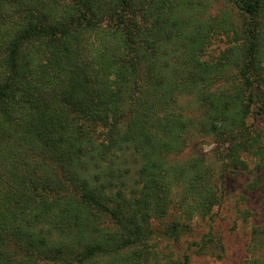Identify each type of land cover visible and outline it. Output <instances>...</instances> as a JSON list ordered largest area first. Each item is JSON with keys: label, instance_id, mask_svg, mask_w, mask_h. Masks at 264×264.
I'll return each instance as SVG.
<instances>
[{"label": "trees", "instance_id": "1", "mask_svg": "<svg viewBox=\"0 0 264 264\" xmlns=\"http://www.w3.org/2000/svg\"><path fill=\"white\" fill-rule=\"evenodd\" d=\"M263 117L264 0H0V264H191L160 243L224 177L178 156L207 135L264 171ZM247 250L264 264V228Z\"/></svg>", "mask_w": 264, "mask_h": 264}, {"label": "rangeland", "instance_id": "2", "mask_svg": "<svg viewBox=\"0 0 264 264\" xmlns=\"http://www.w3.org/2000/svg\"><path fill=\"white\" fill-rule=\"evenodd\" d=\"M219 6L215 4L213 11L217 12ZM219 41L212 46L210 53H218L223 46ZM253 127L264 133V117L259 118ZM196 140L197 142L190 144L178 158L185 159L192 153H201L207 160H212L216 172H223L222 200L213 208L210 216L205 219L199 217L191 219L190 231L184 234L179 242H161L160 247L166 252L171 250L174 257L180 256L183 252L189 253L191 264H250L251 256L247 249L251 229L253 226L264 228V171L255 168V161L249 157L246 158L247 169L227 165V169L223 171L225 160L220 150H216L213 138L200 135ZM255 179L260 182V187L250 188L249 184ZM208 231L213 233L215 242L223 245L224 252L221 257L210 253H195L194 246L188 249L191 243L199 241ZM215 249L219 251L217 247ZM258 254L264 259V251Z\"/></svg>", "mask_w": 264, "mask_h": 264}]
</instances>
